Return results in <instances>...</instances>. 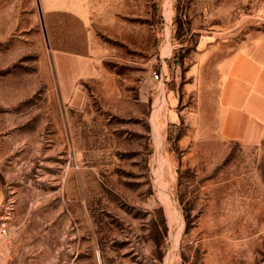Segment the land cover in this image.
<instances>
[{
	"label": "rangeland",
	"instance_id": "obj_1",
	"mask_svg": "<svg viewBox=\"0 0 264 264\" xmlns=\"http://www.w3.org/2000/svg\"><path fill=\"white\" fill-rule=\"evenodd\" d=\"M243 90L264 0H0V264H264Z\"/></svg>",
	"mask_w": 264,
	"mask_h": 264
},
{
	"label": "crops",
	"instance_id": "obj_2",
	"mask_svg": "<svg viewBox=\"0 0 264 264\" xmlns=\"http://www.w3.org/2000/svg\"><path fill=\"white\" fill-rule=\"evenodd\" d=\"M244 60L246 58L243 56L241 62ZM247 70L248 66L245 71L247 72ZM242 93L241 98L231 104L234 108L233 121L228 125L223 122L221 136L227 139L240 140L248 144L259 143L264 138V127L262 125L264 121V102L261 99H257L254 102L251 101L246 90H243ZM7 259L8 264L12 257H7Z\"/></svg>",
	"mask_w": 264,
	"mask_h": 264
},
{
	"label": "built area",
	"instance_id": "obj_3",
	"mask_svg": "<svg viewBox=\"0 0 264 264\" xmlns=\"http://www.w3.org/2000/svg\"><path fill=\"white\" fill-rule=\"evenodd\" d=\"M155 78L159 79L158 73L154 74ZM11 243V233L9 231L8 223L4 220H0V258L4 255V246Z\"/></svg>",
	"mask_w": 264,
	"mask_h": 264
},
{
	"label": "bare ground",
	"instance_id": "obj_4",
	"mask_svg": "<svg viewBox=\"0 0 264 264\" xmlns=\"http://www.w3.org/2000/svg\"><path fill=\"white\" fill-rule=\"evenodd\" d=\"M176 217V216H175Z\"/></svg>",
	"mask_w": 264,
	"mask_h": 264
}]
</instances>
